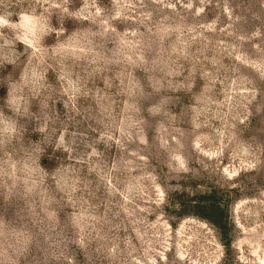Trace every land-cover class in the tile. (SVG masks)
Segmentation results:
<instances>
[{
	"label": "rangeland",
	"instance_id": "rangeland-1",
	"mask_svg": "<svg viewBox=\"0 0 264 264\" xmlns=\"http://www.w3.org/2000/svg\"><path fill=\"white\" fill-rule=\"evenodd\" d=\"M3 2L0 33H26L31 18L23 21L19 13L35 0H10L8 17ZM99 2L113 10L110 0ZM84 3L69 0L67 6L82 11ZM137 11L150 20L116 23L121 31L138 32L127 43L139 41L142 62L124 61L114 35L94 40L113 61L104 77L113 80L112 100L97 98L101 107L112 105L110 115L94 100L70 108L51 62L0 37V161L6 152L25 156L39 148L62 162L63 149L51 150L63 136L82 154L100 150L101 173L105 165L131 159L132 174L142 178L141 206L151 209L128 217L121 198L108 192L112 182L86 169L90 183L78 185L76 196L83 199L75 206L60 196L45 203L43 192L30 194L22 182L9 194L0 179V221L20 241H11L16 250L8 249V260L0 255V264H151L144 249L161 238L164 247L149 252L158 264L165 255L167 264L189 256L184 264H204L198 258L209 256L219 261L222 245L247 231L242 217L264 209V0H141ZM64 78L66 91H79L70 74ZM73 179L65 177L69 184ZM81 211L83 231L74 218ZM247 243L239 239L233 249Z\"/></svg>",
	"mask_w": 264,
	"mask_h": 264
},
{
	"label": "clouds",
	"instance_id": "clouds-1",
	"mask_svg": "<svg viewBox=\"0 0 264 264\" xmlns=\"http://www.w3.org/2000/svg\"><path fill=\"white\" fill-rule=\"evenodd\" d=\"M68 4L69 0H35V3L29 8L23 9L19 13L23 21H29L31 18V26L24 25L28 31L22 35L16 33L11 37L3 36L0 33V37L4 39L5 44H13L18 41L32 49V57L35 58L38 54H43L46 61L51 62L48 67L53 69L52 77L60 83L65 96L71 97V100H67L70 108L74 107L73 102L75 105L81 101L90 100L97 103V98L101 95L112 100L108 90L113 87V80L110 75L108 81H105L104 77L108 66L113 61L99 49V46L94 42L95 37L114 35L116 43L123 44L119 51L124 61L142 62L143 56L136 52L139 41L133 44L127 43V37L129 35L137 36L138 32L134 29L121 31L116 22L131 20L133 23L145 24L150 20V16L137 11L141 7V0H110V4L113 6V10L110 12L106 11V7L102 6L99 0H85L86 7H83L82 11L81 9L70 11ZM10 7V0H4L2 7L4 17L11 15L8 11ZM54 9L59 11V16L53 11ZM72 21L76 23H72ZM7 26L13 29L20 28V24H8ZM93 26L97 30H93ZM46 38L50 42L46 43ZM26 40H31L32 44L26 43ZM68 74L79 87V91L76 93H72L71 90L66 91L68 86L64 77ZM99 107L101 112L111 114L112 105L101 107L99 104ZM8 131H13V129H8ZM61 149L66 153L62 162L55 159L49 160L47 154L39 148L25 156L6 152L3 160L0 161L2 186L11 194L12 188L16 187L18 182H22L30 194L43 192L47 196L45 203H52L57 196H60L65 198L69 205L75 206L83 199L82 196H76L78 185L84 183L87 186L90 183L84 176L86 169L88 174L97 173L102 182H112L111 187H108V192L113 197L121 198V201L118 202L119 208L127 210L128 217H137L141 212L151 211L150 208L141 206L140 201L145 199L141 195L143 189L139 187L142 178L132 174L133 161L131 159L121 158L113 162L110 167L105 165L106 170L101 173L98 161L102 153L97 148H92L87 155L82 154L71 145L65 144L62 136L51 151L59 153ZM93 157L96 159L93 160ZM137 167L139 166L137 165ZM68 174L75 177L70 184L65 180ZM8 180L12 182L11 186L7 183ZM68 211L71 212L72 208L70 207ZM115 215H119V213L117 212ZM262 217H264V209L242 217V223L247 231H241L236 240H230L227 245H222L224 253L219 261H215L214 256L199 257L198 259L202 260L204 264H208L209 260L215 261V264H264V218ZM74 218L76 225L83 231L81 221L85 219L84 211L76 214ZM87 219L102 225L111 223L105 215H89ZM137 230L138 227H134V231ZM0 238H2L0 239V255L8 260V249L16 250V244L11 241L16 239L17 244L20 241L15 232L6 230L2 221H0ZM239 239H244L248 243L243 246L242 250L233 249V245ZM142 243L145 241L142 240ZM152 243L154 246L151 249H144V256L151 260V264H158L157 260L149 257V252L155 254V245L163 248L165 242L161 238L152 241ZM171 251L172 249L169 248L168 252ZM241 254L245 257L243 261L240 259ZM168 259L169 257L165 255L164 264H167ZM184 261H191V257H187ZM9 264H11L10 261Z\"/></svg>",
	"mask_w": 264,
	"mask_h": 264
}]
</instances>
